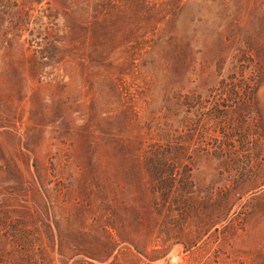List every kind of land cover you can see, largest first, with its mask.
<instances>
[{"label": "rangeland", "instance_id": "374dc122", "mask_svg": "<svg viewBox=\"0 0 264 264\" xmlns=\"http://www.w3.org/2000/svg\"><path fill=\"white\" fill-rule=\"evenodd\" d=\"M180 130L162 251L141 147ZM260 162L264 0H0V264H264Z\"/></svg>", "mask_w": 264, "mask_h": 264}, {"label": "trees", "instance_id": "16d2710c", "mask_svg": "<svg viewBox=\"0 0 264 264\" xmlns=\"http://www.w3.org/2000/svg\"><path fill=\"white\" fill-rule=\"evenodd\" d=\"M250 79L254 80V78ZM239 88H244V91H246L245 93H247L246 95L250 96H252L254 91L250 83L249 85L244 84V86H238L237 83L230 85V87L227 85L224 86L225 91H232L235 94L239 93ZM176 131L178 130L176 129ZM182 135V130H180L178 137L176 136L177 138L170 136L169 133H163V138H161L160 141L148 144L143 141L141 147L142 153L140 159L143 162V173L146 176L145 183L152 195L153 205L151 214H153L154 209L157 218L159 219L160 217L163 219V227L159 230V237L162 241V251L167 250L166 245L172 237L169 225H179L182 222H186L191 212L196 208L194 204L188 203V193H191L189 189L193 182L190 177L191 172H189L191 169L187 164H184L186 149L185 145L180 140ZM178 138L179 140H177ZM256 145L257 143L254 142L253 148H255ZM258 170L264 171L263 162H260V167L257 168V171ZM138 225L142 228L143 221L139 220ZM142 229L145 231L144 228ZM154 229L155 227L153 226L149 232H153ZM179 233L184 237L182 239L185 247L194 245L195 236L193 237L189 233L181 231H179ZM162 234L164 236L161 237L160 235ZM176 237L179 238L177 234ZM129 242L136 244L138 240L133 238Z\"/></svg>", "mask_w": 264, "mask_h": 264}]
</instances>
